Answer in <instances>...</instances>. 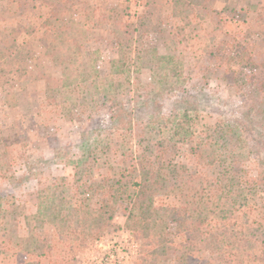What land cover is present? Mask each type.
<instances>
[{"label":"rangeland","instance_id":"1","mask_svg":"<svg viewBox=\"0 0 264 264\" xmlns=\"http://www.w3.org/2000/svg\"><path fill=\"white\" fill-rule=\"evenodd\" d=\"M136 3L0 0V11L4 13L0 40L8 43L3 54L12 57L18 53V58L22 57L11 72L0 77V195L11 196L16 203L11 220L18 224L20 238L51 234L50 218L44 226L35 223L38 192L61 179L74 181L75 166L80 169L79 161L84 160L87 151L79 148L81 133H122L137 155L146 152L147 141L162 139L160 163L182 164L199 175L210 171L206 158L188 152L179 118L173 124L169 122L168 130L163 132L159 125L149 122V107L123 100L122 108L127 114L131 111L130 121L124 123V115H115L116 109L102 94L94 92L95 87L106 89L109 82L121 85L129 75L130 90L142 99L155 93L157 77L168 75L170 89L157 102L162 115L168 117L178 102L194 105L197 123L202 125L241 121L245 110L256 109L264 102V0H184L176 16L173 3L163 4L156 12L160 23L153 24L157 30L142 36L141 49L171 57L170 68L177 72L174 77L166 68L152 70L146 60L136 63V56L141 55L137 51L119 61L120 44L114 36L118 26L112 18L126 6L132 14L140 15L142 9ZM67 49H73L72 53ZM96 51L98 54L88 56ZM68 54L74 59L69 66L62 62ZM83 65H87L88 82L65 87L64 74L80 81ZM248 141L250 159L238 171L243 178H254L263 156L260 141L252 136ZM93 146L89 145L90 150ZM58 152L60 157H56ZM154 155L148 168L160 165L153 160ZM91 165L89 160L83 167ZM104 174L102 168H93L90 179L101 181ZM71 185L78 192L82 182ZM101 200L96 196L91 205ZM255 200L264 208V186L256 189ZM155 203L179 207L184 199L177 189L167 186L155 193ZM125 224V216L117 210L98 241L78 255L80 264H134L142 249ZM196 242L203 258H217L213 245L202 237ZM158 264L182 262L178 253L168 252ZM244 264L264 261L250 256Z\"/></svg>","mask_w":264,"mask_h":264},{"label":"trees","instance_id":"2","mask_svg":"<svg viewBox=\"0 0 264 264\" xmlns=\"http://www.w3.org/2000/svg\"><path fill=\"white\" fill-rule=\"evenodd\" d=\"M135 2L142 9L140 15L132 14L126 6L112 18L118 26L114 36L120 44L119 61L137 51L141 55L136 56V63L146 60L151 68H166L171 76H177L176 69L170 68L172 58L158 56L153 49H141V40L143 35L157 30L153 24L160 23V15L156 12L163 4L173 3V15H180L179 8L184 0ZM3 17L4 13L0 11V20ZM7 44L0 40V77L11 72L18 60H22L18 53L12 57L3 54ZM72 51L67 49V53ZM96 54L97 51L88 56ZM71 58L72 54H68L62 62L69 66L74 62ZM117 64L120 66L122 62ZM87 65L81 70L82 80L75 81L66 73L63 85L70 87L88 82ZM116 72L122 74L121 70ZM167 76L157 77L155 93L144 95L142 99L130 90L129 75L121 85L109 82L108 88L95 87L94 92L102 94V98L116 109L115 115H124V123L130 121L131 111L127 114L122 105L126 101L130 104L131 100L151 108H146L149 122L156 127L159 125L163 132L168 130L169 122L173 124L179 118L184 129L182 140L188 152L207 159L208 175L191 173L182 164L160 163L164 151L162 139L147 141L146 152L137 155L132 142L122 133L104 132L105 136L93 131L81 133L79 148L87 151L84 160L79 161L80 169L75 166L74 181L61 179L38 192L34 219L43 226L46 219L52 220L49 236L42 233L39 237H18L19 226L11 220L16 213V203L11 196L0 195L2 264H80L78 255L87 245L98 241L117 210L125 216L127 231L132 239L138 240L142 249L134 264H158L168 252L178 253L182 264H244L250 256L264 261V208L255 200L256 189L264 186V102L256 109L245 110L241 121L235 123L198 124L196 107L179 102L165 117L157 102L164 91L170 89L167 88ZM249 136L260 141L263 157L256 176L243 178L238 170L250 159ZM116 138L122 140L113 142ZM91 143L94 145L92 150L89 148ZM153 153V160L160 165L148 168ZM113 156L119 160L115 161ZM89 160L93 167H83ZM93 168L105 171L101 181L90 179ZM75 182H82L78 192L73 191L71 185ZM167 186L177 189L184 199L182 206L155 203V193ZM96 196L102 200L93 206L91 202ZM198 237L215 247L217 258L202 257L196 242Z\"/></svg>","mask_w":264,"mask_h":264}]
</instances>
